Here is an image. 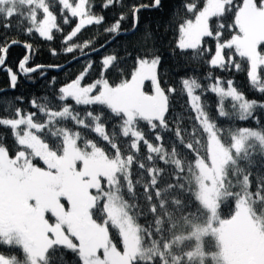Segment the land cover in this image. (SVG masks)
I'll use <instances>...</instances> for the list:
<instances>
[{"label": "snow or ice", "instance_id": "snow-or-ice-1", "mask_svg": "<svg viewBox=\"0 0 264 264\" xmlns=\"http://www.w3.org/2000/svg\"><path fill=\"white\" fill-rule=\"evenodd\" d=\"M162 7V0L132 4L104 32L119 35L129 15L135 32L143 9ZM92 8L91 0H0V20L10 29L15 17L24 35L46 41L56 30L63 53L74 54L91 44L74 38L104 22ZM174 16L166 28L174 33L172 55L191 50L190 59L209 69L181 77L180 89L164 80L162 53L146 28L145 47L127 53V71L123 58L105 55L86 82L89 60L42 102L29 99L34 111L21 107L23 96L0 93L8 113L0 127L13 141L0 133V264H264V102L213 71L246 72L264 95V0H204L202 7L181 0ZM13 45L32 44L0 43V71L13 90L21 75L59 67L29 66L25 54L14 70L6 63ZM110 69L118 82L107 77ZM207 93L217 97L215 115L202 101ZM177 95L187 96L188 124L173 109ZM250 120L256 127L238 124ZM162 132L170 134L167 145Z\"/></svg>", "mask_w": 264, "mask_h": 264}, {"label": "trees", "instance_id": "trees-1", "mask_svg": "<svg viewBox=\"0 0 264 264\" xmlns=\"http://www.w3.org/2000/svg\"><path fill=\"white\" fill-rule=\"evenodd\" d=\"M91 2L93 5V12L98 15H103L104 22L99 26H86L77 35V37L74 38V42L81 45L86 42H91L90 47L84 48L83 52L77 49L74 54L63 53L61 44L62 36L60 33H57L56 30H53V41H46L44 38L39 37L37 33H33L31 37L24 35L23 30L18 29V21L15 17L10 21L12 25L10 29L5 28L3 26L5 21L0 20V43L6 40L19 39L21 42H28L32 44L31 50H26L21 45H13L10 47L7 53L6 63L14 70L16 69L18 62L25 54H29L31 57L29 66L59 65V67H61L58 69L57 67H46L42 70H38L36 73L21 75L19 83L14 90L9 87L8 75L5 72L0 71V93L5 94L9 98L14 96H23L24 102L21 107L29 109V99L35 97L38 102H42L40 101L41 97L50 96L53 88L58 89L65 82L75 78V76L83 70L89 60L93 62V69L90 72V76L86 78V82H91V79H94L99 75L100 61L105 55L116 54L118 57L123 58L120 66L127 71L132 65V59L127 55V53L131 52L134 56L143 47H145L142 41V34L145 32L146 28H150L153 35L156 37V47L160 49L163 59L161 72L164 80H166L169 84L177 89H180L181 77H187L190 75L203 77L209 70L202 63L195 62L190 59L191 50L188 51V55L183 57L179 55H172V48L174 47V33L171 29L166 31V28L170 20L174 21L176 19L174 11L181 3V0H162L163 7L160 9H143L139 13L140 24L135 32L130 31L131 17L129 15V19L122 21L121 32L119 35L105 33L104 28L114 23L115 20L118 19L119 14L128 13V6L138 3H150L151 0H119L116 5L107 9L102 7L104 0H91ZM203 3L204 0H199L201 7L203 6ZM55 12L58 15V23H62L58 7L55 9ZM180 14H184L183 9H180ZM75 22L76 20L73 19L71 25H63L64 34L71 31ZM113 36H115L114 39ZM205 41L208 46L212 47L214 52L215 42L211 38H205ZM101 45H103V47H101ZM93 48H98L99 51H93ZM52 49H55L58 54L55 56L52 55ZM73 55L78 57V59H73ZM41 71H43V75H41ZM213 71L215 75L221 76L225 80L233 79L234 85L242 91L247 98L264 102V95L251 88L246 72H237L235 69L231 71L214 69ZM54 77L56 80L55 85L51 83ZM107 77L112 82H118L119 80V76L117 75L115 69H110L107 72ZM201 82L206 83V81L203 80H201ZM149 83L150 82H146V85ZM186 101V95L183 97L177 95L172 98V105L175 113L182 117L185 124H188L187 117L192 115V113L190 108L187 107ZM202 101L211 106V112L215 115V105L217 102L215 94L207 93L205 96H202ZM80 107L82 108L83 106ZM29 110L34 111V109ZM7 114L8 113L0 107V116ZM258 114H264V110H258ZM220 123L225 126L228 125V121L226 120H221ZM238 124L239 126L256 127L251 120L238 122ZM0 133L6 135V143L11 146L13 141L10 130L0 127ZM161 134L165 137L164 143L167 145V138L170 134L166 132H162ZM148 138L150 140L153 139L151 135ZM140 223H145L144 218H141ZM0 251H4V249L0 248ZM69 259H71V256H69Z\"/></svg>", "mask_w": 264, "mask_h": 264}, {"label": "water", "instance_id": "water-1", "mask_svg": "<svg viewBox=\"0 0 264 264\" xmlns=\"http://www.w3.org/2000/svg\"><path fill=\"white\" fill-rule=\"evenodd\" d=\"M58 68H61V67H57V69H58Z\"/></svg>", "mask_w": 264, "mask_h": 264}]
</instances>
